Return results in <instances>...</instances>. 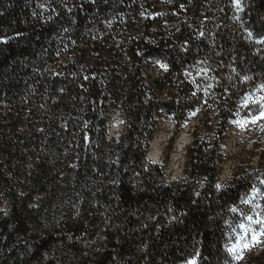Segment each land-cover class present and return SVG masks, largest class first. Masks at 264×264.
<instances>
[{"label":"trees","instance_id":"1","mask_svg":"<svg viewBox=\"0 0 264 264\" xmlns=\"http://www.w3.org/2000/svg\"><path fill=\"white\" fill-rule=\"evenodd\" d=\"M240 4L0 0V264H264L241 227L264 142L221 183L264 85V0ZM169 120L191 133L175 179L147 159Z\"/></svg>","mask_w":264,"mask_h":264},{"label":"rangeland","instance_id":"2","mask_svg":"<svg viewBox=\"0 0 264 264\" xmlns=\"http://www.w3.org/2000/svg\"><path fill=\"white\" fill-rule=\"evenodd\" d=\"M261 95H264V90H261L257 84L253 85L252 91L242 103L239 114L230 129L225 147L226 160L221 183L231 174L238 159L248 158L255 152V144L258 143L261 146L264 142V119L253 122V117L259 111V105L253 100ZM122 122V115L117 111L110 121V133L114 138L120 136ZM173 132V122L171 120L163 122L154 133L147 151V159L150 162L167 164V173L171 179L181 176L187 163L186 149L191 142V133L188 127L183 129L174 139L172 138ZM254 159L256 160L255 157ZM249 216L253 218L252 221L248 220ZM261 218H264V205H254L247 215L241 216V225L245 226L242 227L243 231L245 232L247 228L250 233H252L251 230L258 233L260 226L255 221Z\"/></svg>","mask_w":264,"mask_h":264},{"label":"snow or ice","instance_id":"3","mask_svg":"<svg viewBox=\"0 0 264 264\" xmlns=\"http://www.w3.org/2000/svg\"><path fill=\"white\" fill-rule=\"evenodd\" d=\"M234 3L236 4L238 9L241 7L240 0H234ZM161 67H167V66L161 65ZM260 89L264 90V85H261ZM253 102L259 105L258 114L253 117V122H255L256 120L264 119V95L259 96L257 99L253 100ZM254 191L258 192L259 190H254ZM248 220L252 221L253 218L251 216H249ZM255 223L257 225H259L260 227H259L258 233L255 230H251L252 231V240L259 242L258 237L264 236V218L257 219L255 221ZM241 227H245V226L241 225ZM248 232H249V229L246 228L245 229L246 235ZM245 246L248 247L249 245H245Z\"/></svg>","mask_w":264,"mask_h":264}]
</instances>
